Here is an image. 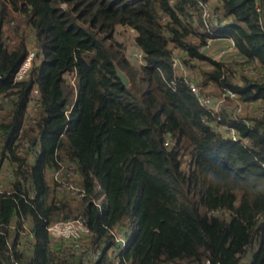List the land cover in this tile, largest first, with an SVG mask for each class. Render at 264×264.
I'll return each mask as SVG.
<instances>
[{"label": "trees", "instance_id": "1", "mask_svg": "<svg viewBox=\"0 0 264 264\" xmlns=\"http://www.w3.org/2000/svg\"><path fill=\"white\" fill-rule=\"evenodd\" d=\"M64 1L0 0V264H264V0ZM223 37L243 62L202 50ZM213 87L253 114L203 107ZM77 218L79 245L52 240Z\"/></svg>", "mask_w": 264, "mask_h": 264}, {"label": "built area", "instance_id": "2", "mask_svg": "<svg viewBox=\"0 0 264 264\" xmlns=\"http://www.w3.org/2000/svg\"><path fill=\"white\" fill-rule=\"evenodd\" d=\"M204 7H205V11L203 15L204 18L206 19L211 18L212 12H213L212 9L210 7H207L206 5ZM258 10L261 12L260 8ZM213 23L214 25L217 24L216 19H214ZM222 41L224 45L219 49V57L227 56L230 53L236 54L235 42L230 37H223L222 39L209 38L206 46L202 50H204L206 53H210L213 50L216 42L222 43ZM174 54H175L174 64H173L174 67L176 69H181V71L184 72V75H187L188 72L184 69L183 65L181 64L180 57H179L177 50L174 51ZM35 56H36V50L32 48L29 51L25 60L20 65L19 69L17 70L16 75H15V82L23 81L29 77ZM134 57L139 60H142V54L139 52L134 53ZM238 61L243 62V60L240 58H238ZM254 66H244L242 68L243 73L257 77V78H261L263 73H261V71H257V69ZM190 87L194 94L196 95L200 94V89L195 83H191ZM33 95H34L33 96L34 98L38 96L37 89L34 90ZM226 99L237 101V95L234 92H231L229 90H224L222 92V97L219 100H216L210 96L202 95L200 97V102L203 107H206L207 109H213L214 111L218 112L220 108L222 107V105L224 104ZM249 108L251 109V107ZM262 110H263V107L260 106V111ZM236 111L237 113L243 112L242 104L241 105L237 104ZM226 131H227L228 136H231L233 140H237V135L234 130H230V131L226 130ZM166 145L169 146L170 144L167 143ZM63 169H65V166ZM6 174L10 176L12 175L11 172L9 171H7ZM62 174H63V170L55 171L52 174V178L58 183H61L60 177L62 176ZM61 187H66V186L61 184ZM67 188L72 194V196H75L76 198H82L85 195L84 191L75 184L68 185ZM48 233H49V236L54 241H65L69 243L71 242L77 246L79 245L81 241H83L85 237L90 235V230L87 227L86 222L83 218H77V219L67 220V221H58V222L50 224L48 226ZM24 235H28L29 239L33 237L29 229L24 233ZM94 257L98 258L99 256L95 255ZM176 264H196V263L195 262H187V263L185 262V263H176ZM203 264H211V263L209 261H205Z\"/></svg>", "mask_w": 264, "mask_h": 264}, {"label": "rangeland", "instance_id": "3", "mask_svg": "<svg viewBox=\"0 0 264 264\" xmlns=\"http://www.w3.org/2000/svg\"><path fill=\"white\" fill-rule=\"evenodd\" d=\"M133 37L134 36H133V34L130 31H124L122 33V35L118 36V39H119V41L125 43V45L127 47L126 52H125L126 56L132 58L134 61L135 60L138 61V59L134 57V53H137V50L135 49V46H134V38ZM12 40L15 41L14 36H12ZM223 45H224L223 42L221 44H219V45H216L210 53H207V55L213 56L214 59L219 60V61H227V62L235 61L234 57H236V59H237V56H236V54H233V53H230V54H228L227 56H224V57H219L218 48L220 49ZM68 79H70V78L68 77ZM208 91L210 93L209 94L210 97H213L216 100H219L222 97V93H221L220 89H216V88L213 87V88H210ZM237 104L241 105L242 103L241 102L237 103L235 101H231V105L236 107ZM35 113H36L35 110L32 111V116ZM249 113L253 114L252 110L250 108H247V109H243V112L241 114L244 115V116H246V115L249 116L250 115ZM68 169L70 171L69 173L74 175L73 167H68ZM102 195H104V197H103L104 199L102 201V204L105 205V204H107V198L105 196V191H102ZM120 239L121 238H118V240H120Z\"/></svg>", "mask_w": 264, "mask_h": 264}, {"label": "water", "instance_id": "4", "mask_svg": "<svg viewBox=\"0 0 264 264\" xmlns=\"http://www.w3.org/2000/svg\"><path fill=\"white\" fill-rule=\"evenodd\" d=\"M64 2L65 1L62 0V3ZM116 71H117L118 76L121 78V80L125 84V86L129 87L131 85V82H130L128 75L125 72H123L118 66H116Z\"/></svg>", "mask_w": 264, "mask_h": 264}, {"label": "crops", "instance_id": "5", "mask_svg": "<svg viewBox=\"0 0 264 264\" xmlns=\"http://www.w3.org/2000/svg\"><path fill=\"white\" fill-rule=\"evenodd\" d=\"M223 42V41H222Z\"/></svg>", "mask_w": 264, "mask_h": 264}]
</instances>
